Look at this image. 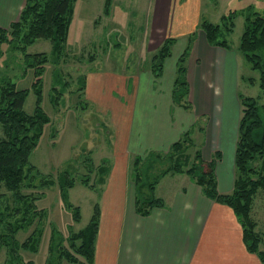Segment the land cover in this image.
I'll list each match as a JSON object with an SVG mask.
<instances>
[{
  "label": "crops",
  "instance_id": "obj_1",
  "mask_svg": "<svg viewBox=\"0 0 264 264\" xmlns=\"http://www.w3.org/2000/svg\"><path fill=\"white\" fill-rule=\"evenodd\" d=\"M182 1L188 10L183 17L177 14L173 23L167 22L170 0H162L158 3L162 10L157 8L145 29V46L151 51L166 37H176L160 77L153 74L152 63L141 69L140 63L122 62L123 71L100 66L86 74L85 97L97 104L108 118L105 129L109 127L103 158L110 168L99 201L95 264H261L247 248L234 210L207 197L187 173H167L160 179L155 194L164 199V206L148 215L135 210V158L169 151L188 130L200 133L205 161L221 154L216 164L219 191L234 188L244 57L239 44L224 47L209 42L200 25L201 0ZM0 4V26L9 27L18 19L24 0H0ZM192 34L187 57L192 107L186 108L173 101L172 90L178 59Z\"/></svg>",
  "mask_w": 264,
  "mask_h": 264
},
{
  "label": "trees",
  "instance_id": "obj_2",
  "mask_svg": "<svg viewBox=\"0 0 264 264\" xmlns=\"http://www.w3.org/2000/svg\"><path fill=\"white\" fill-rule=\"evenodd\" d=\"M75 2L76 0H24L18 19L12 21L9 27L0 26V54L5 52V43L23 53L26 66L34 69L32 89L37 95L34 112L29 113L24 105L30 88L18 87L11 78H3L0 83V124L4 132V135L0 136V251L6 249L5 264H37L32 258L25 259L21 251H39L46 209L39 207L37 200L42 196L43 187L56 184L57 181L64 205L72 211L73 219L80 221L82 217L80 206L72 203L69 198L70 189L75 186L77 180L73 174L64 170L58 174L57 179L45 177L37 184L33 180L40 177V173L30 161L31 153L39 144L45 125L51 122V117L41 105L46 64L52 61L60 65L68 55L67 40ZM111 5L112 0L105 1L106 13H109ZM238 15L245 18L238 49L246 63L259 70L258 84L261 93L258 96L239 93L241 115L234 159L233 190L229 193L219 191L216 164L221 154L216 152L211 160L205 161L201 148H197L192 137V131L188 130L172 144L169 151L153 152L145 157L135 158L132 167L135 210L140 215H148L154 208L164 206V199L155 194V187L160 179L167 173H187L207 197L234 210L242 224L247 248L256 253L261 264H264V249L260 247L263 237L257 230L258 222L253 216L256 195L259 191H264V13L251 7L239 11L231 9L221 16L219 23L204 19L200 25L211 44L230 47L228 35L233 32ZM39 38L51 41V55L47 52L27 51ZM194 38V34L189 37V42L178 59L172 90L173 101L186 108L192 107L189 100L187 57ZM175 39L173 36L166 37L154 53L152 71L155 77L163 74L165 60L171 55ZM55 73L57 79L52 87L51 100L58 109L68 82L61 78L59 70H55ZM248 80L252 84L257 81L254 77H249ZM79 81V90L85 97L86 75H80ZM190 147L195 149L192 154L188 153ZM91 152L84 157L87 170L81 182L86 187L99 190L105 183L110 165L106 158L96 164ZM164 157L170 158L168 166L157 174H152L154 162L156 164ZM148 160L154 162L149 165ZM32 186L33 191H25ZM100 219V202L96 201L89 222L78 231L69 230L67 237H64L53 227L45 264H62L64 259L73 264H95ZM34 224V229L26 239L19 241L16 236L18 231Z\"/></svg>",
  "mask_w": 264,
  "mask_h": 264
},
{
  "label": "rangeland",
  "instance_id": "obj_3",
  "mask_svg": "<svg viewBox=\"0 0 264 264\" xmlns=\"http://www.w3.org/2000/svg\"><path fill=\"white\" fill-rule=\"evenodd\" d=\"M105 1L76 0L67 40L68 55L63 58L60 65L49 61L43 75L41 105L51 117V122L45 125L39 144L30 156L31 163L40 173L37 181L33 180V182L38 184L45 177L57 179L61 171L69 170L77 179L75 186L69 192V198L72 203L80 206L82 217L80 221L73 219L72 211L64 205L57 181L56 184L41 189L43 193L37 200V204L46 209V217L42 225L40 248L37 253L21 251L25 259L32 258L37 264L45 263L52 228L56 227L64 237H67L69 230L78 231L89 222L94 204L100 201L102 196L101 188L94 190L86 187L82 184L81 178L87 170L84 166V157L89 154L88 146L93 149L91 157L96 164L106 157L104 154L108 152L109 143L106 133L109 127L105 129V126L107 127L106 119L108 118L99 110L96 103L90 104L79 90L80 75H86L100 66L102 69L123 71L122 62L129 65L140 63L139 67L144 69L152 63V57L158 50H149L144 40L147 39L145 36L147 24L153 19L162 0H112L109 13L105 12ZM182 2L186 3V0ZM1 6L2 4H0V10ZM250 7L264 13V0H201L200 19L201 22L208 19L219 23L221 16L229 10L239 11ZM165 13L168 15L167 22L173 23L177 19L174 16L178 14L183 17L188 13L187 4H180L179 0H170ZM164 22L166 24V21ZM235 23L233 32L228 35V40L231 44L238 45L244 31V16L238 15ZM169 31L175 34L171 27ZM3 48L5 52L0 54V83L3 78H11L18 87L30 88L24 107L27 112L32 113L37 100V95L32 89L34 69L26 66L21 51L11 48L6 43ZM27 51L29 53L47 52L51 55L52 43L49 39L39 38L28 47ZM55 70H59L61 78H65L68 82L58 109L51 100L52 87L57 79ZM240 73L243 74L244 79H241L239 83V91L246 95L258 96L261 93L258 84L259 70L253 69L244 59L240 65ZM249 77L256 78V83H250ZM85 105L86 108H84ZM2 135L4 132L0 124V136ZM192 137L197 148H201L202 140L196 129ZM194 151L195 149L190 147L188 153L192 154ZM152 162L154 160H148L149 165ZM168 162H170L168 157L157 161L156 164L154 162L152 167L155 168L151 170L152 174H157L167 167ZM142 172L145 173L143 168ZM149 177L152 178V176ZM33 190V186L25 189L27 192ZM2 199L5 200V198ZM253 209V216L258 222L257 230L263 237L261 248L264 249V191H259L256 195ZM34 227L35 224L19 230L16 235L18 240L26 239ZM5 258L6 249L3 248L0 251V264L5 263ZM62 264L73 263L64 259Z\"/></svg>",
  "mask_w": 264,
  "mask_h": 264
}]
</instances>
